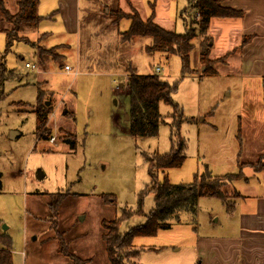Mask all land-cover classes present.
Returning a JSON list of instances; mask_svg holds the SVG:
<instances>
[{"label":"rangeland","instance_id":"374dc122","mask_svg":"<svg viewBox=\"0 0 264 264\" xmlns=\"http://www.w3.org/2000/svg\"><path fill=\"white\" fill-rule=\"evenodd\" d=\"M2 1L14 14L15 0ZM135 2L144 21L154 15L157 26L176 35L186 33L196 14L187 0ZM34 4L40 21L8 47L6 34L0 31V64L5 69L0 71V230L12 242L11 264H71L55 253L56 239L63 240L70 254L89 259L87 264H109L101 221L119 220L123 235L144 225L155 205L150 188L164 180L190 185L206 173L212 178L241 173V180H233L226 189L233 208V193L259 188L262 174L250 172L245 164L254 169L264 166V80L240 77L235 58L226 61V52L242 42L234 41L227 25L217 22L208 27L206 64L212 69L205 71L199 54L206 40L194 24V48L183 68L177 55H145L142 48L149 38H133L127 51L112 43L116 51L109 52L94 31L88 44L83 29L77 35H61L56 0ZM183 8L187 12L181 16ZM84 19L81 13V27ZM218 25L225 27L223 32ZM127 29V19H121L115 32ZM64 42L72 51L63 48ZM38 47H58L51 55L57 58L43 67ZM121 53L132 63L123 62ZM127 67L138 74H153L158 68L154 74L161 81L176 85L171 103H159L162 122L153 138L128 133L127 78L112 71L125 72ZM39 106L50 107L46 130L54 142L38 138L45 117ZM171 148L184 156L181 165L151 176L146 158L167 154ZM225 211L216 198H198L194 214L181 213L155 236L132 240L135 262L201 264L197 239L226 235L225 229L236 223Z\"/></svg>","mask_w":264,"mask_h":264},{"label":"trees","instance_id":"16d2710c","mask_svg":"<svg viewBox=\"0 0 264 264\" xmlns=\"http://www.w3.org/2000/svg\"><path fill=\"white\" fill-rule=\"evenodd\" d=\"M37 0H15L16 11L11 14L4 7V3L0 0V31L6 34V46L8 47L11 42L18 39V35L31 29L40 18L34 14V8ZM130 13L124 14L121 11L113 13L114 23L118 24L121 19H127L128 29L123 33H118L121 41H129L132 38H149L151 45L145 49L147 54L151 53H166L170 55H177L185 68L189 53L194 48L191 41L195 37V28L193 24L198 27V31L204 36L205 47L200 51V60L203 62L205 71H210L212 68L207 67L209 63L208 58V43L209 37L206 32L209 27V22L213 18L217 19H232L241 18L242 13L233 9L222 6L221 0H189L190 10L195 9L196 14L194 18H190V24L183 35H176L172 32L165 31L157 26L153 21V16L147 20H142L138 12L129 5ZM52 17V16H51ZM47 17V19H52ZM6 25L8 28H3ZM250 37H244L238 49L240 50L244 45L249 43ZM64 48V47H63ZM59 48L54 47L44 49L38 47L37 57L42 60L43 67L49 61L55 60L51 58L53 52ZM226 55L224 58H227ZM1 57V56H0ZM219 59L213 60L215 64ZM47 61V62H46ZM213 65V64H212ZM211 65V66H212ZM4 67L0 64V71ZM5 70V69H4ZM182 72V71H181ZM174 84L161 81L154 73L139 75L133 70L127 71V89H128V117H127V130L131 137H155L161 121V116L158 112L159 103H171L170 95L175 89ZM50 108V107H49ZM49 108L39 106L38 112L45 116L41 118L39 124L38 138L50 139V132L46 130L47 114L50 113ZM62 138H65L63 136ZM67 139H64L68 144ZM183 144L179 147L182 148ZM180 150L176 151L171 148L169 153L163 155H154L151 158H146L149 164V174L153 176L154 171H163L171 168H177L181 165L183 157L179 155ZM264 156V155H263ZM242 166V165H241ZM252 166V165H251ZM260 166V165H259ZM258 166V167H259ZM254 167V166H252ZM257 167V166H256ZM240 174L221 176L212 178L211 175L205 174L199 180L190 185H170L166 180L162 184L154 185L150 191L154 195V208L149 211L144 225L132 228L126 234L119 233V220L114 221H101L102 228L101 239L105 245V251L109 264H138L137 250L133 249L132 240L137 237H150L155 236L159 230L168 228L170 223L181 213H195L196 201L200 197L216 198L224 206L225 212L230 215L233 207L229 206L227 198V186L235 179H240ZM1 187V182H0ZM231 199L240 198L241 195L233 193ZM55 208H53L54 210ZM140 213V206L139 211ZM137 213V214H138ZM131 216V213L129 212ZM129 216V217H130ZM1 226V223H0ZM58 252L65 258L72 261V264H87L88 261H82L71 255L63 240L59 239ZM11 240L0 230V264H11Z\"/></svg>","mask_w":264,"mask_h":264},{"label":"crops","instance_id":"0c3cea01","mask_svg":"<svg viewBox=\"0 0 264 264\" xmlns=\"http://www.w3.org/2000/svg\"><path fill=\"white\" fill-rule=\"evenodd\" d=\"M188 2L187 0V6ZM221 4L224 7L240 11L242 17L232 19L213 18L209 22V27H214L213 25L216 26V23L220 22L227 25V32L229 35H234V41L244 37L251 38V41L240 50L233 48L232 51L226 52L228 53L226 61L228 58H235L234 62L239 67L237 73L240 77L262 78L264 80V0H221ZM129 5L135 9V0H56L58 21L64 32L61 35L72 33L77 35L80 29H83L88 44L93 40L92 33L94 31L99 35V43L101 41L107 46L109 52L111 50L116 51L112 49V43L116 49L120 46L126 51L130 50L133 38L128 43L121 44L119 35L115 32L117 24L114 23V16H112L113 13L118 11L129 14ZM186 12L187 8H183L181 16ZM81 13L85 17L82 27L79 20ZM184 23L187 22L184 20ZM220 28L223 32L225 27ZM147 44L148 46L143 45L142 48L145 55H149L145 52V49L151 45V40ZM62 46L65 47V50L72 51L69 43L64 42ZM121 56L123 62L132 63L124 53H121ZM75 61L78 63L76 66H80V58L78 57ZM88 62H91L90 57ZM127 69L126 71L123 70L125 72L112 71L123 76L126 80L127 71L133 70L137 73L135 68L127 67ZM155 70L156 68L152 72L155 73ZM246 167L250 168V172L253 173L257 170V174H262L263 180L256 191L240 194L241 197L235 200L231 216H235L236 223L232 229H225L224 233L226 235L197 239V254L201 258V264H264V166L260 165L254 169L251 165L245 164ZM51 241H55L54 238H51ZM56 243L58 245L57 239ZM57 249L55 253L59 254ZM24 257H26V254ZM82 261L89 262L90 260L85 259Z\"/></svg>","mask_w":264,"mask_h":264},{"label":"built area","instance_id":"2783aa9c","mask_svg":"<svg viewBox=\"0 0 264 264\" xmlns=\"http://www.w3.org/2000/svg\"><path fill=\"white\" fill-rule=\"evenodd\" d=\"M25 67H26V68L35 69V67H33V66L31 67V66L28 65V64H25ZM64 70H65V71H70L69 67H66V66L64 67ZM155 73H159V69H158V68H156ZM49 140H50V142H54L53 137H51Z\"/></svg>","mask_w":264,"mask_h":264},{"label":"water","instance_id":"95a60500","mask_svg":"<svg viewBox=\"0 0 264 264\" xmlns=\"http://www.w3.org/2000/svg\"><path fill=\"white\" fill-rule=\"evenodd\" d=\"M3 229H5V227Z\"/></svg>","mask_w":264,"mask_h":264}]
</instances>
